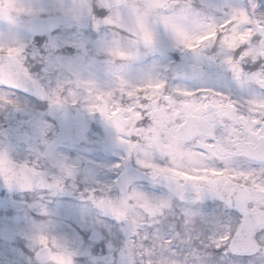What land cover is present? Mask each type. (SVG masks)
Here are the masks:
<instances>
[{
    "label": "snow or ice",
    "instance_id": "6c2138e0",
    "mask_svg": "<svg viewBox=\"0 0 264 264\" xmlns=\"http://www.w3.org/2000/svg\"><path fill=\"white\" fill-rule=\"evenodd\" d=\"M179 7L177 0H145L140 7L131 5L129 31L137 43L151 48L157 42L152 27L155 18L178 48L190 53L219 49L223 55L218 59L240 87L254 81L264 89V67L251 75L243 67L248 61L264 58V19L254 20L248 12L233 9L223 20L190 28L186 12ZM257 34L261 38L259 50L247 47ZM111 53L133 56L120 48ZM160 82L162 87L155 94L151 89H141L132 97L117 93L106 106L91 107L90 111L110 118L129 151L143 152L142 167L154 178L167 181L171 191L181 194L191 188L197 195L211 191L239 210L216 225L218 234L211 246L218 253H264V96L245 99L211 87L190 89ZM55 102L62 103L58 97ZM112 112L117 115L113 117ZM154 153L163 155L167 165L151 162ZM237 162L248 167H239ZM0 174L26 181L33 171L21 167L16 172L10 161L0 157ZM164 207V201L153 203L143 193L131 190L113 210L118 218L131 217L133 224H139L140 217L154 220ZM41 244L47 245L44 237ZM148 264L166 262L163 258L149 259Z\"/></svg>",
    "mask_w": 264,
    "mask_h": 264
},
{
    "label": "rangeland",
    "instance_id": "374dc122",
    "mask_svg": "<svg viewBox=\"0 0 264 264\" xmlns=\"http://www.w3.org/2000/svg\"><path fill=\"white\" fill-rule=\"evenodd\" d=\"M10 1L17 2L16 0ZM10 1L0 0V2L3 3ZM177 2L180 6L178 10L186 12L188 16L187 25L190 28L195 27L197 24L212 23L223 20L225 16L232 11V8H239V0H177ZM144 3L145 0H125L114 7L112 14V18H114L112 23L116 26V30L129 32L130 37L128 38L135 49L132 47L129 48V46L125 48L121 43L123 38L118 34L115 43H110L106 38L99 42L84 41L85 43L81 44V42L75 40L74 37L64 33L65 20H63L64 25H62V30L53 35L51 40L56 41L61 46L73 42L78 44L80 48H82V51L80 55L77 53L75 55L50 54L46 58L41 57L44 68L42 72L35 77L44 83L50 92L51 99H57L56 97L61 99V93L63 91L65 93L68 84L70 85L69 88L73 89L76 86H82V84H92L95 79L100 83V87L97 89L100 101H105L106 104L107 101L117 93L129 97L135 96V94L140 92L141 89H151L152 94H155L156 90L162 87L161 80L167 81L170 87L180 86L190 89L211 87L216 90L225 91L234 96H240L243 98L251 97L254 81H246L244 86L240 87L230 71L221 63L220 59H218V57L223 55L219 49H216L214 52L202 51L201 53L184 51L175 46L170 33L164 29L162 24H157L155 18L152 19V27L157 38L155 46L146 48L142 43H137L135 37L129 31V25L133 18L131 5L140 7ZM60 5L64 7L66 6L65 8H67L63 11V18H66V15L70 13L76 15L81 13L80 9L82 4L79 0H61ZM222 6L223 8H221ZM3 8L4 12L12 11L13 8H15L18 11L19 19L21 20L28 15L46 11L45 7L40 6L38 3H35L30 8L20 6V10L18 9V2L16 4L14 3V5L11 4L8 7L4 6ZM254 9H256V5L251 2L250 7L245 8L244 11L248 12L254 20H257L254 15ZM52 13L54 12L52 11ZM162 14L168 13L162 12ZM117 16L119 17L118 20L115 19ZM8 18L9 16L6 13L5 19ZM23 27L19 26V28H15L18 31L20 48L25 46L28 41V33ZM254 37L251 39L250 44L247 45V47L258 50V43H256ZM116 48L132 52L133 56L120 57L113 55L111 51ZM185 65L200 66L204 71L203 77L195 81L183 79L180 75V69ZM209 66L211 69L208 68ZM247 74L251 75L252 73L248 72ZM123 89H126V92L123 91ZM65 97L67 98V96ZM69 97L72 99V96ZM74 99L75 98L71 101H74ZM106 104L104 105L106 106ZM90 119H92V117H90ZM91 124L92 121L90 120L84 125L83 136L89 132V129L92 126ZM99 126L101 132L97 135V148L95 149L97 152L95 155L98 157L96 163H93L94 165L97 164L99 175L97 177L96 174L93 181L89 180V183H85L86 185L83 187L84 194L94 195V199L90 196L88 198L91 199L84 198V200L78 201L71 200L69 196L72 197L71 195L73 194L70 191V187H72V189H75V187H73L74 183L70 182L69 190H57L56 193L52 194L50 200L52 203L61 202L65 205L67 207L66 212L68 213L70 211V216L75 219V228L83 233V239H79V243L81 242L80 245H84V250L79 246H77L78 248H71L73 251H70L71 253H68V256L69 254L75 255V251H78L79 255H81V252L83 255H87L89 252H95L99 255V258L102 261L101 264H105L103 261L104 259L107 261L109 256L115 258L117 264H136L138 260L145 258L146 255L154 253L149 247V250L147 248L142 249L141 247L136 251H134V249L136 248L135 245L138 243V240L140 243L145 241L146 225L148 222L150 221L152 224L160 214H158L154 220L145 221L143 217H140L139 224H133L131 217L118 218L113 209L119 208L125 198L122 199L116 197L114 192L111 195L109 190L113 187L116 175L128 166L146 170L140 163V161L144 159V156L143 152H130L126 143L122 142V134L116 129L113 122H108V119L103 115ZM58 151L59 150H57V152ZM55 154L56 153L53 152L50 155L53 157L50 162V168L61 164L63 161L62 156ZM149 159L157 166H166L168 163L166 158L159 153H154ZM77 161L79 162L78 159ZM77 161L74 160L73 162L78 163ZM146 171L151 175L150 170ZM108 185L110 189L106 188ZM131 190L143 193L153 203L164 201L165 207L162 213L163 215H171L176 212L181 214L183 212L185 215H182L181 218H187L189 215L190 217H193L187 221L186 225L190 228V231L193 234L191 243L196 241L200 246V249L204 253H207V247L211 245L213 236L210 227L214 232L215 230L213 228L214 224L211 215H203L202 212H208L209 208L213 211H217L219 221H221L226 215L223 204L217 193L206 191L197 195L191 188H187L183 190V192L189 191L190 194L183 197V192L177 194L174 191H171L168 182L161 178H158V182L153 185L136 186ZM95 193L97 196H102L108 203V210L103 214L99 213L96 209L98 198H95ZM41 205L42 204L32 207L30 204V210H38L41 212L51 211L50 213H54L52 210H45L43 205ZM166 209H168L169 212H166ZM200 211H202L201 214L196 218L197 213ZM88 212H91L93 215L91 223H89L91 214ZM58 214L62 213L58 212ZM199 218H201L202 224L207 227L208 233L212 236L207 235L208 233L204 235L201 234L203 225H200L197 221ZM98 220L102 221V225H106L107 221L109 225L104 227L107 231H102L101 228L96 229V222ZM19 226L20 225H18V227ZM170 227L175 228L176 225L171 223ZM77 229L75 230L76 233ZM137 233H139V235H137ZM131 237L132 240H130ZM151 239H153V237H151ZM130 241V245L133 247L127 249L125 245ZM55 242L57 243V241ZM96 245H99L102 249H96L94 251ZM180 246L181 244H176L175 249ZM56 250L58 251V255H60L58 257L65 259L67 253H63L64 251L60 248H56ZM253 254L256 255L254 257H258L259 255V257H264V253L254 252ZM140 256L141 258L137 259ZM244 257L245 256L234 254L233 256H230L228 253L225 259L232 263L236 260L239 262L246 260H241ZM247 263L254 264L250 260L244 262V264ZM87 264H96V261Z\"/></svg>",
    "mask_w": 264,
    "mask_h": 264
},
{
    "label": "flooded vegetation",
    "instance_id": "af4514ba",
    "mask_svg": "<svg viewBox=\"0 0 264 264\" xmlns=\"http://www.w3.org/2000/svg\"><path fill=\"white\" fill-rule=\"evenodd\" d=\"M16 1L19 10L20 6L30 8L38 3L45 7L46 11L28 15L21 20L15 8L10 10L11 12H4L3 8L17 2H0V54L17 59L23 70L42 86L41 80L34 77L37 76L35 70L41 73L44 68L41 67L42 59L39 58H46L50 54L75 55L77 53L80 55L82 51V48L73 42L61 46L51 40L53 35L62 30L63 20H65L64 33L74 37L81 44L85 43L84 41L99 42L106 38L110 43H115L117 34L123 38L122 44L126 43L125 39L128 38L126 32L118 31L113 23L105 22L112 18L116 4L104 5L100 0H79L82 4L81 13L78 15L70 13L63 18V11L67 8L60 5L61 0ZM251 2L256 5V9L253 10L256 19H264V0H239L237 9L249 8ZM6 13L9 16L8 19H5ZM31 18H53L57 27L55 30L41 33L36 29L31 31L25 26V22ZM19 26H24V30L28 33V41L22 48L19 44L18 31L15 29ZM254 39L258 43L259 50L261 38L257 35ZM249 64L252 66H248ZM243 67L244 71L259 72L264 67V58L254 63L246 62ZM208 68L211 69L210 66ZM99 84L97 79L92 84H82L73 89H70L68 84L66 88L68 90L65 89V93L64 91L61 93L62 103L60 104L69 111L70 116L67 118V115H63L60 117L62 122H58L49 114L50 106L56 103V99L50 98V92L44 99H39L30 93L5 86L0 81V152L12 166L20 165L33 171L31 185L27 192L0 189V264H67V261H70V264H84L82 252L79 255V252L75 251V255L68 256V253L73 251L71 248L79 246L82 249L83 245H80L79 241L83 239V233L72 226H69V229L65 226L57 227L56 223H60L58 218L62 217L58 215L57 210L52 211L54 212L52 214L51 211L41 212L30 210V208L42 204L45 210H51L52 194L57 190H69L70 182L74 183L73 187H75V189L70 187L73 194L72 197L69 196L71 200L91 199L88 198L90 196L94 199V195L84 194L83 187L85 183H89V180L93 181L96 174L97 177L99 175L97 164L93 163H96L98 157L95 155L97 153L95 149L97 135L101 132L99 124L102 114L99 111H90L91 107L99 108L106 104L105 101H100L97 93ZM252 88L249 98L264 96V89L255 82ZM69 96H72V99L75 98L74 101H71ZM117 112H112L111 115L114 117ZM90 120L92 126L83 136V127ZM108 122L112 120L109 118ZM53 152L56 153L55 155L62 156L63 161L50 168V162L53 159L50 155ZM74 160L78 163L73 162ZM237 166L248 167L240 162H237ZM130 167L132 166L127 168ZM141 171L147 174L143 182L128 184L123 195L117 193L113 184V192L117 194L114 195L125 198L126 194L136 186L153 185L158 182V178H154L146 170ZM95 198L103 199L97 194ZM221 202L226 213L222 219L230 218L233 212H238L230 208L225 201ZM39 224L43 226H38ZM41 237L47 240L46 246L41 244ZM44 248L48 249V257L39 259L38 253ZM56 248L67 253L65 259L58 257L60 255ZM253 253L238 254V256H245L241 260L264 264V257H259L260 255L254 257L257 253ZM53 256L56 259H52Z\"/></svg>",
    "mask_w": 264,
    "mask_h": 264
},
{
    "label": "water",
    "instance_id": "95a60500",
    "mask_svg": "<svg viewBox=\"0 0 264 264\" xmlns=\"http://www.w3.org/2000/svg\"><path fill=\"white\" fill-rule=\"evenodd\" d=\"M103 2H107L109 0H102ZM110 1H120V0H110ZM28 26L33 29H41V28H50L55 27L53 20H30L28 22ZM0 67H3V70H0V79L6 83L11 85H16L20 88L26 87V82L20 72V69L15 67V65H11L9 60L5 56H0ZM19 71V78L17 77ZM182 73L187 77L197 78L201 76V70L193 69L190 67H186L182 70ZM14 77V79H13ZM13 79V80H12ZM27 88V87H26ZM138 179H145V174L136 171L135 169H129L126 172L122 173L117 181V186L122 189L125 183H128L132 180ZM14 186L15 188L18 187L17 182L13 181L12 178H6L4 174H0V186ZM230 203V202H229ZM103 205L102 203H100ZM231 204V203H230ZM232 205V204H231ZM234 206V205H233Z\"/></svg>",
    "mask_w": 264,
    "mask_h": 264
},
{
    "label": "clouds",
    "instance_id": "9594fccd",
    "mask_svg": "<svg viewBox=\"0 0 264 264\" xmlns=\"http://www.w3.org/2000/svg\"><path fill=\"white\" fill-rule=\"evenodd\" d=\"M122 50V49H121ZM125 51V50H124Z\"/></svg>",
    "mask_w": 264,
    "mask_h": 264
}]
</instances>
